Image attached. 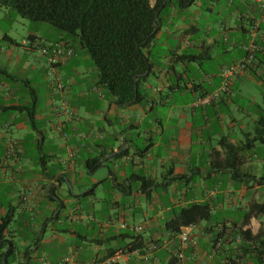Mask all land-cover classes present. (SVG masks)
<instances>
[{"label": "crops", "instance_id": "obj_1", "mask_svg": "<svg viewBox=\"0 0 264 264\" xmlns=\"http://www.w3.org/2000/svg\"><path fill=\"white\" fill-rule=\"evenodd\" d=\"M254 2L256 4L246 0H230L229 6L237 5L232 17L234 26L223 25L220 28L223 32L222 43L214 36H207L203 40L204 61L199 65L201 73L197 75L200 81L189 74L188 67L186 73L181 71L178 75V78L188 82L181 92L190 94L191 102L185 105L171 102V95L180 91L177 88L171 91L172 72L158 69L151 81L152 86L145 82L151 88L153 103L148 104L146 109L141 105L122 107L125 114L118 115L117 112L115 123L108 120V113L112 107H121H110L106 103L104 106H109L106 115L100 106L96 108L93 95L98 94L100 97L97 99L101 103L104 96L100 89L91 90L93 69L84 68L88 62L86 55L75 51L69 61L54 66V77L51 78L47 74V58L40 48L59 41L50 42L42 38L18 15L13 16L12 23L25 29L22 34L13 37L10 29L0 27V217L2 219L8 211H13L16 229L8 227L3 233L5 239L15 247L10 261H14V264H169V259L176 257L180 251V243L177 236L166 230L165 224L174 217L175 211L196 203L210 206L213 221L189 227L197 245L185 247L182 250L184 258L176 264H227L231 261L232 264H264V256L258 257L256 254L264 253V242H261L264 240V208H258L264 204V152L260 156L257 152L250 154L253 149L260 150L262 147L261 151H264V143L256 142L245 148L244 144L253 138L252 132L255 134L258 118L252 119L254 128L249 131L243 120L233 117L230 111V105L234 102V82L241 79L247 82L254 78L258 88L264 86V11L260 7L264 2ZM204 10L212 11V5H206ZM2 11L6 12V17H10L9 9L0 6V14ZM175 25L177 35L190 29L183 19ZM25 33L27 35L24 36ZM162 34H158V39ZM234 34L235 41L230 42ZM30 37L35 40L31 45H26ZM191 39L192 35L189 34L181 40L178 53L196 51L194 43L189 44ZM252 42L262 50L256 62L248 70L234 76L229 92L220 99L197 106L196 102L202 95L212 94L220 88L221 67L242 60L243 47ZM215 48L219 49L225 62H221L211 74L205 61L212 59ZM226 58L230 59L229 62ZM166 61L169 62L168 59ZM179 68L185 69V65L179 64ZM56 79L69 81L65 92L55 93L53 81ZM196 84L202 86L196 87ZM157 95L164 98L157 100ZM75 98L77 111L73 118L63 115L64 121L55 119V116H60L57 105L61 103L63 109L71 105ZM82 101L87 102L84 105L90 104L88 108H93V112H85L90 114L88 117L82 116ZM159 106L167 107L168 116L147 119V110L153 112ZM248 106L258 108L257 117L264 111L254 99ZM221 108L227 110L228 114L222 112ZM234 110L238 113L244 111L238 106ZM31 112L34 113L33 120L29 115ZM102 120L113 130L114 136L100 122ZM69 126L72 132L84 131L83 134L78 133L80 135H77L74 145H70L62 135ZM107 134L110 136L108 140ZM8 139L15 143L14 156H7ZM101 141L105 142V147L101 146ZM228 144L237 147L235 156L228 151ZM127 147V155L116 157ZM104 149L110 154L100 168L105 170L107 177L90 183L74 179L75 165L87 169L85 159L99 155ZM60 152L66 157L63 158ZM75 153L77 155L74 157ZM67 155L73 160H69ZM44 157L48 159L45 167L39 160ZM157 166L162 167L161 172H157ZM166 166L169 169L166 170ZM111 170L116 174L117 182L110 177ZM157 174H160L161 183ZM69 175L72 177L69 178ZM139 175L157 182L149 198L140 191L134 178ZM173 176L184 178L172 181ZM64 181L77 192L59 195L58 188ZM107 181L110 183L108 191L103 186ZM118 184L123 186L118 187ZM169 187L173 189L174 198H170L166 191ZM29 188H33V193L28 191ZM93 189L94 193L88 197L91 202L102 205V209L101 213L95 210L86 212L89 218L87 230L79 233L71 228L60 229L63 224L83 221L84 212L79 202L87 197L81 195ZM157 191L163 192L164 196L157 194ZM117 195L121 196L119 201L115 199ZM131 197L136 199V204L132 206L128 205L127 200ZM122 203L124 208L129 209L121 213L119 206ZM145 203L152 214H143L144 222L137 224L139 205ZM70 204L72 208L67 209ZM108 206L116 212L109 213ZM251 210V218L244 223L243 217ZM123 223L127 225L126 228L120 227ZM138 225H144L140 234L132 230ZM240 228L250 230L251 236L257 237L262 244L252 247L251 251L243 246L236 233ZM131 236L140 239L135 242ZM67 237L71 239L67 241ZM16 238L19 242H16ZM117 238L129 240L123 247L108 246ZM156 241H161V248L150 252L149 246ZM162 242H166V245L162 246ZM67 247L74 252L66 254ZM8 248L1 251L7 252ZM118 254V261L111 262Z\"/></svg>", "mask_w": 264, "mask_h": 264}, {"label": "trees", "instance_id": "obj_2", "mask_svg": "<svg viewBox=\"0 0 264 264\" xmlns=\"http://www.w3.org/2000/svg\"><path fill=\"white\" fill-rule=\"evenodd\" d=\"M196 3H198L197 0H0V6L6 7L23 19L30 22H45L57 28L64 36L55 44H62L73 51L72 56L67 61L74 56L75 51H80L86 55L93 69L94 82L91 90H102L104 102L109 104L110 107L141 105L145 109L148 104L153 103L154 99L151 88L147 87L145 82L152 86L151 81L158 69L172 72L171 91L177 88L180 91L179 94H182L181 91L186 89L188 82L184 78H178L180 72L186 73V68L191 63L203 64V41L199 46L193 45L196 51L184 50L182 53H178L180 44L163 49L164 45L168 43L167 37H169L170 28H174L170 34L174 37H171L178 36L180 42L189 34L193 36L199 33V28L193 25L190 29L177 35L176 25L174 21L170 24L171 18L167 15L168 11L166 10L174 7L182 13ZM161 32L166 34L167 37L159 44L158 34ZM171 37L169 38L171 39ZM30 40L33 42L35 38L30 37ZM190 43H193L192 39L189 40ZM243 52L245 57V51L243 50ZM261 52L262 50L256 54L255 62ZM179 64H184L185 69L180 71ZM195 86L201 87L202 85L196 84ZM67 88L66 86V90ZM209 94L202 95L200 99ZM88 110L93 112V108H88ZM29 115L33 120L34 113L31 112ZM32 124L34 125L33 121ZM256 142L264 143V111L259 114L256 121L253 138L248 139L244 147L252 146ZM101 144L105 147V142ZM227 149L231 151L232 156L237 153V147L232 144H228ZM233 151L235 152L233 153ZM128 153L129 148L127 147L116 157H122ZM109 154L104 149L99 155L91 159H85L87 170L93 172L102 167L104 165L103 160ZM39 160L45 167L48 159L44 157ZM233 160L232 158L231 161ZM110 177H114V182H117L116 174L112 170L110 171ZM250 177L247 176V178ZM134 178L139 184L140 191L149 198L152 187L157 185L156 180L142 175ZM183 178V176H173L172 181H180ZM117 186L122 187L123 185L118 184ZM93 193L94 189L84 193L81 197H88ZM258 208L263 209L264 204ZM252 212L253 210L248 211L243 217L245 218L244 223L249 221ZM13 218V211L10 210L0 220V251L9 247L7 252L1 251L0 264H14V261H10L9 257L15 252V247L3 236L5 230L13 222ZM211 221L213 220L210 206L195 203L175 211L174 217L166 222L165 228L169 233L177 236L184 228ZM236 233L241 238L242 245L247 246L250 251L252 247H259L264 242L263 240L262 243H259L257 237L251 236L250 230L240 228ZM131 238L135 239V242L140 239L135 236H131ZM159 242L161 243V241L155 243ZM140 243H143L142 239ZM160 248L161 246L157 250ZM256 254L258 257L264 256V253L261 252ZM178 260L180 259L176 255V257H171L168 263L176 264ZM227 264H232V261Z\"/></svg>", "mask_w": 264, "mask_h": 264}, {"label": "rangeland", "instance_id": "obj_3", "mask_svg": "<svg viewBox=\"0 0 264 264\" xmlns=\"http://www.w3.org/2000/svg\"><path fill=\"white\" fill-rule=\"evenodd\" d=\"M198 3L192 5L191 7H189L187 10H185L184 12H178L174 7H171L170 9L166 10L168 11L167 15L170 16L171 21H174V24L179 23L182 19L186 22L187 25H189V27L195 25L199 28V33L195 34L192 36V41L194 46H199L201 45L202 41L207 37L210 36L211 37H216V39L222 43L223 40V32L220 29L223 25L225 26H229V27H233L234 26V21H233V12L236 9L235 4L229 6L230 0H197ZM249 1L252 4H256V2H254V0H246ZM262 2H264V0H260ZM211 4L212 5V11H205L204 8L206 7V5ZM240 5V4H239ZM4 9V7H2ZM244 10V8H243ZM5 11V10H4ZM2 11V14H0V27L4 30H9L11 36H18L19 33H23L25 31V29L22 26H17L16 24L12 23V19L13 16L16 15L15 13H13L11 11L10 17H6L4 14L6 12ZM178 15V16H177ZM230 18V21H229ZM24 23H26L27 25H30L33 30H36L38 32V34L50 41V42H55V41H59L61 40L62 35L60 33V31L57 28H54L52 26H50L49 24L45 23V22H30L28 20H23ZM247 23V22H246ZM247 27L249 26L248 23L246 25ZM171 30L173 29H169L168 35L169 37L173 36L170 35L171 34ZM208 34V35H207ZM27 35V33L24 34V36ZM235 35H232L230 37V42H234L235 41ZM166 34H162V37L158 39V43L162 42V40L166 39ZM167 37L168 39V45L165 44L163 49H168L169 47H173L176 44H180V41L178 40V36H175V38L171 37V39ZM248 38V37H247ZM160 44V43H159ZM162 49V50H163ZM230 59L226 58V61L229 62ZM221 62H225V60L222 58L219 49H214L212 51V59L205 61V66L206 68H208L207 70L209 71V73L213 74L214 71L217 69L218 65L221 64ZM200 64L199 63H191L188 67H189V74L191 76H196L199 74L200 75ZM85 69L91 68V62L88 58V62L86 64V66L84 67ZM179 70L181 71V69L179 68ZM65 72V71H64ZM198 80L200 81V77H197ZM245 79H241L240 81L234 82L233 83V90H234V102H232V104L230 105V111L232 113V116L235 118H239L243 120V123L247 126V129L249 131H253L254 128V121L252 119H256L258 118V108L257 107H251L249 108V102H253V99L255 100V102L258 104V106L260 108H264V86L258 88L257 83L255 82L254 78L252 79H248L247 82L244 81ZM63 81V80H62ZM67 81V80H66ZM64 82L65 85L68 87L69 86V81ZM77 94V93H75ZM184 95H180V94H172L171 95V102H177V103H181V104H186V102H191L192 101V96L188 93H183ZM96 96V97H95ZM95 101H96V108L97 107H101V109L104 111V114L106 115L108 113L109 110V106H104L106 105L105 102L100 101V99H97L99 97L98 94L93 95ZM153 97V96H152ZM161 98H164V96H158L157 95V100H160ZM85 101H82V105L80 106V110L82 113L83 117H88L90 114H85V112H89L88 110V104ZM79 104V103H78ZM103 105V107H102ZM77 106V98H75V101L71 102V105L65 106L66 108L61 107V103L59 105H57V111L59 112V117L57 115V117L55 116V119L57 120H65L64 116H68L73 118L72 115H74V112L77 111V108H75ZM241 107L242 109H244V111L242 113H238L237 111H235V107ZM124 108V107H123ZM121 108H115L112 107L108 113V120L113 121V123H115L117 120V112H119L118 115H123L125 114V109ZM222 112L225 111L228 114V111L221 108ZM68 113H66V111ZM168 116V109L167 107H157L155 109V111L153 112H147V119H154V118H164ZM91 117H94L93 115H91ZM95 118V117H94ZM52 119V118H51ZM108 130V132L110 134L113 133V130L110 129L109 126H107L105 124V122L102 120L100 121ZM77 123V122H76ZM77 126V125H76ZM73 129H71V127L69 126L67 130H65V133L62 132V135H64V139L65 140H69V144L70 145H74L77 142V135L83 134L84 131L83 130H79L78 134L77 130L76 132H72ZM238 132V129H236V133ZM239 135V134H238ZM254 136V133L252 132L251 137ZM79 138V137H78ZM107 139H110L109 134H107ZM11 140V139H9ZM79 140V139H78ZM243 141L246 142V140L244 138H242ZM80 141V140H79ZM80 146V145H79ZM263 148V147H262ZM262 148L259 149H253L250 154L254 155L255 152H257V155L260 156V153L264 152L261 151ZM84 151V150H83ZM82 151V152H83ZM35 153V152H34ZM63 158L66 157V154L64 153H59ZM77 155V153H75L74 157ZM34 156H37V154H34ZM68 157V155H67ZM73 157V158H74ZM69 158V157H68ZM73 160L72 158H69V160ZM76 167V174L74 175V179L81 181L82 183H90L92 180H98L100 178H104L107 177V174L105 173V170L103 168H100L96 171H94L93 173L88 171L85 167L83 166H78L77 164L75 165ZM157 172H161L162 171V167H156ZM169 169V166H166V170ZM72 176L69 175V178H71ZM157 179L158 182L161 183V177L160 174H157ZM250 184H252L253 182H249ZM103 186L107 189V191L109 190L108 188L110 187V183L107 181L103 184ZM28 191H30L31 193H33V188H29ZM167 193L170 195V198L173 197V189H171L170 187L166 190ZM76 193L77 190H73L72 186L70 184H68L67 182H62V186L58 188V194L62 196L65 194H69V193ZM157 194H160V196H164L163 192L161 191H157ZM106 196V195H105ZM107 198V196H106ZM174 198V197H173ZM115 199H117L118 201L121 199L120 195H117L115 197ZM108 200V199H107ZM128 205L132 206L135 203V197H131L128 198ZM79 206H82L83 212H84V219L83 221H75L74 223H67V224H63L60 226V229H65V228H71L72 230H76L79 233L80 232H85L88 228L89 225V218L86 215V212L90 213L93 210H95L96 213H101L100 210L102 209L101 206L98 202H91L90 197L87 198H82L79 202ZM140 206V212L137 213V219H136V223L137 224H142L144 222V219L142 217L143 214H148V216H151V211L148 210L146 203L145 204H141ZM160 207V206H159ZM158 207V208H159ZM72 206L70 204L69 208L67 209H71ZM109 210L108 212L111 214H114L116 211L115 209H112L110 206L107 207ZM129 208H124V204L122 203L119 206V210L122 213L123 211L128 210ZM1 219V217H0ZM88 224V225H87ZM141 226V225H139ZM144 227V225H142ZM9 228H14L16 229V225L15 222H12L9 226ZM120 233V232H119ZM147 236V235H146ZM17 239V238H16ZM67 241L71 238L67 237L66 238ZM129 239H120L117 238L116 240L112 241L111 243L108 244V246L114 247V248H118V247H123L126 242H128ZM16 242H19V239H17ZM68 244V243H67ZM69 246V244L67 245ZM72 248V246H71ZM74 251L72 249H66V254H70L73 253Z\"/></svg>", "mask_w": 264, "mask_h": 264}, {"label": "built area", "instance_id": "obj_4", "mask_svg": "<svg viewBox=\"0 0 264 264\" xmlns=\"http://www.w3.org/2000/svg\"><path fill=\"white\" fill-rule=\"evenodd\" d=\"M260 7L264 11V3L260 4ZM26 45H31L32 41H26ZM41 53L47 58L48 61V76L53 78L54 77V66L57 63H63L67 61L71 56L73 51L69 48L64 47L62 44H53V45H43L41 48ZM243 50L245 51V57L237 61L236 63L230 64V65H225L220 69V77H221V86L220 88L215 91L212 94L207 95L203 99L197 100L196 104L201 105L204 102H210L213 100L220 99V97L226 93L229 92L232 80L234 76L248 68H250L254 62H255V56L256 54L261 50V47L257 45L255 42H252L246 46L243 47ZM54 83V90L55 93H63L66 91V85L61 79H56L53 81ZM63 108H66L65 106ZM66 111V110H65ZM66 113H68L66 111ZM6 146H7V156H11L13 154L14 156V148H15V143L13 140H7L6 141ZM121 228H126L127 225L125 223L120 225ZM132 230L135 233H141L143 230L142 226H134L132 227ZM177 238L180 243V251L177 253V256L180 260L184 258L182 250L187 247V246H196L197 243L196 241L192 238L191 236V231L189 228H184L182 229L181 233L177 235ZM240 240L241 238L238 237ZM166 245V242H162V246ZM159 243H153L149 246V251H156L159 248ZM120 258V254L115 255L114 258L111 260V262H117L118 259ZM69 259L67 258L66 261ZM147 260V258H145Z\"/></svg>", "mask_w": 264, "mask_h": 264}, {"label": "water", "instance_id": "obj_5", "mask_svg": "<svg viewBox=\"0 0 264 264\" xmlns=\"http://www.w3.org/2000/svg\"><path fill=\"white\" fill-rule=\"evenodd\" d=\"M155 26H156V24H155Z\"/></svg>", "mask_w": 264, "mask_h": 264}]
</instances>
